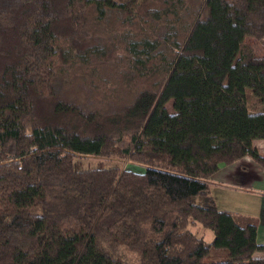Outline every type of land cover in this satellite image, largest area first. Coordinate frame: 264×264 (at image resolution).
Listing matches in <instances>:
<instances>
[{
    "label": "trees",
    "instance_id": "1",
    "mask_svg": "<svg viewBox=\"0 0 264 264\" xmlns=\"http://www.w3.org/2000/svg\"><path fill=\"white\" fill-rule=\"evenodd\" d=\"M117 14L136 78L105 53ZM248 38L264 0H0V264H264L255 222L211 193L246 157L264 168Z\"/></svg>",
    "mask_w": 264,
    "mask_h": 264
},
{
    "label": "rangeland",
    "instance_id": "2",
    "mask_svg": "<svg viewBox=\"0 0 264 264\" xmlns=\"http://www.w3.org/2000/svg\"><path fill=\"white\" fill-rule=\"evenodd\" d=\"M131 1V0H130ZM142 0H135V3H138ZM117 19L119 21H116L115 18H112V23L109 26L110 29L113 30H117V35L115 36L114 33L111 32L112 36H111V40L115 39V41L113 43H111L107 48H105V53H108L107 56H109L110 54L114 53V55H116L115 57L119 59V64H118V68H120L122 70V73H127V72H131V77L130 78H136V72L135 70L130 66L133 64L129 63L130 65H128L126 63V56L129 52V41H132L135 37V32L131 31L130 29L124 31L123 33H121L124 29H123V25L120 23L121 19L123 18L122 15L117 14L116 15ZM118 23H120V25H118ZM110 41V40H109ZM247 42L250 43L251 45L255 46V49L257 51L258 54H264V39L261 42H258V44H256L251 38L247 39ZM105 70V68H103ZM158 80H159V76L155 75H149V76H145L142 79H137L136 81L133 82V84L135 86H128V92L131 94L133 92V90L138 87H141L143 85H147L149 87H151L152 85H157L158 84ZM110 81V80H108ZM112 81V80H111ZM74 86H83L82 81L80 80H74ZM117 85L120 87V83L117 82ZM98 88L100 89L101 93L104 97H109L112 98V92H116L113 91L112 89H114V86L109 84V85H103V84H98L97 85ZM70 96L73 98L76 95V91L74 88H71L70 92H69ZM264 155V153H262ZM112 158V157H111ZM88 161L92 162L93 164L96 162L95 159L91 158ZM104 163L105 167H108L109 164H113V161H109V160H100ZM114 163H117L116 161H114ZM127 164V163H126ZM126 164H120L121 167H125L128 168L129 165ZM94 167V166H92ZM140 169V172L143 171L142 168H138ZM236 190H221V191H215L217 197L219 199L218 200V205L225 206L226 205H230L229 207H236L237 211H239L240 209L244 208L245 206H252V200L250 196L246 195L243 193V191H238V190H246L245 188L242 187H237L235 188ZM243 195L245 197H243ZM247 198V200L251 201L250 203L245 199ZM238 219V218H237ZM193 230V232H197L199 234L203 233V230L198 226V225H194L191 228ZM204 235H206V240L207 241H211L213 238V234L210 231H206L204 232ZM226 254V253H225ZM123 257L125 258V260L129 263V264H138L136 257L134 256V254L132 253H128L125 252L123 254ZM135 257V258H134ZM224 255L221 256V258H223ZM209 259V258H208ZM209 261V260H207ZM217 261V260H215Z\"/></svg>",
    "mask_w": 264,
    "mask_h": 264
},
{
    "label": "crops",
    "instance_id": "3",
    "mask_svg": "<svg viewBox=\"0 0 264 264\" xmlns=\"http://www.w3.org/2000/svg\"><path fill=\"white\" fill-rule=\"evenodd\" d=\"M254 146L259 152L264 153V140H256L253 142ZM215 180L230 182L227 184L214 182L211 185V193L218 203L219 199L215 191L221 190H236L237 187L245 188L244 194L252 197V206H245L237 211L236 207H229L230 205L217 206L220 209L228 210L232 214L243 221L250 220L255 222L257 226L256 240L259 244H264V168L255 163L251 158H244L232 166L223 168L217 173ZM231 184V185H230ZM237 191V190H236ZM243 197H245L243 195ZM247 200V198H245ZM249 203L251 201L247 200ZM257 258L264 257V254H255Z\"/></svg>",
    "mask_w": 264,
    "mask_h": 264
}]
</instances>
